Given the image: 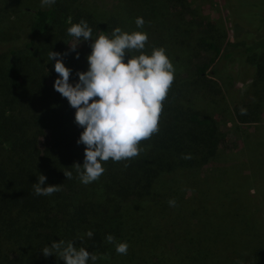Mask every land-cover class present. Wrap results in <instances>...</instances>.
<instances>
[{"label": "trees", "instance_id": "obj_1", "mask_svg": "<svg viewBox=\"0 0 264 264\" xmlns=\"http://www.w3.org/2000/svg\"><path fill=\"white\" fill-rule=\"evenodd\" d=\"M68 17L85 20L93 39L116 27L146 32L142 51L163 47L175 69L158 131L139 142L143 151L103 162L87 185L73 167L83 161L82 128L53 90L58 74L48 61L49 51L66 53L70 83L87 68L91 41L69 51ZM233 45L223 23L193 0H56L50 8L0 0V264H63L40 255L55 240L97 254L96 264H264V141L238 126L262 121L264 54L254 51L251 83L230 105L220 82ZM243 53L234 58L240 82L248 75ZM229 133L241 142L237 156L220 148ZM37 174L59 190L35 195ZM106 234L126 241L127 254L115 253Z\"/></svg>", "mask_w": 264, "mask_h": 264}, {"label": "clouds", "instance_id": "obj_2", "mask_svg": "<svg viewBox=\"0 0 264 264\" xmlns=\"http://www.w3.org/2000/svg\"><path fill=\"white\" fill-rule=\"evenodd\" d=\"M56 0H39L41 8H50ZM66 34L76 43L69 46L75 52L82 41H91L90 52L86 56L87 68L77 72L76 81L69 82L71 70L62 62L61 53L49 51L48 61L55 60L53 71L58 74L52 88L74 109L73 122L82 131L76 144L83 145V161L74 164L77 178L87 185L96 181L105 171L103 162L127 161L136 157L143 148L139 142L148 139L158 131V117L161 102L174 78V67L163 47L152 48L150 54L142 50L147 42V33L142 31L125 32L113 28L110 36L103 34L92 38V28L81 19L71 22ZM134 24L141 28L142 17H136ZM136 51L139 54L129 56ZM78 58V53L73 57ZM71 178V172H63ZM46 177L37 174L32 184L37 196H51L59 190L57 185L45 184ZM169 200V206L174 205ZM87 237L93 235L89 230ZM106 243L113 244L115 253L126 255L128 243L115 242L111 234L104 237ZM42 257L54 256L63 264H96L97 254L83 247H74L72 241L55 240L39 251Z\"/></svg>", "mask_w": 264, "mask_h": 264}, {"label": "rangeland", "instance_id": "obj_3", "mask_svg": "<svg viewBox=\"0 0 264 264\" xmlns=\"http://www.w3.org/2000/svg\"><path fill=\"white\" fill-rule=\"evenodd\" d=\"M102 1L110 2V0ZM193 3L199 6L201 14L207 16L209 20L221 21L225 27L226 40L234 44L231 49L229 48L230 51L227 50L229 53L227 57L222 59V65L224 68L225 66L228 67L229 72L227 71V73L229 74L224 73L223 84L219 81L221 87L226 91L228 102L231 105L232 98L236 94L243 95L247 86L251 83L254 68L251 66L250 58L254 55V51L258 53L261 50L260 53L264 54V0H193ZM75 42L74 40L70 41V46ZM242 49L244 53L243 63L241 64H244L243 69L248 71V75L244 81L240 82L238 79H241V74H236L237 69L235 67L238 64L234 58L235 52ZM222 65L219 64L218 66L222 69ZM238 126L250 134L257 130L264 141V113L262 121L258 124H238ZM225 128H231V123L228 120H225ZM220 148L237 156V151L242 149V145L238 136L234 137L229 133L225 144L221 145ZM257 189V187H251L250 193L256 195Z\"/></svg>", "mask_w": 264, "mask_h": 264}]
</instances>
